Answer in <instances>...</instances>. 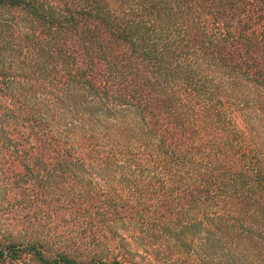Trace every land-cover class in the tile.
Here are the masks:
<instances>
[{"label":"trees","instance_id":"obj_1","mask_svg":"<svg viewBox=\"0 0 264 264\" xmlns=\"http://www.w3.org/2000/svg\"><path fill=\"white\" fill-rule=\"evenodd\" d=\"M0 190V264H264V0H0Z\"/></svg>","mask_w":264,"mask_h":264},{"label":"rangeland","instance_id":"obj_2","mask_svg":"<svg viewBox=\"0 0 264 264\" xmlns=\"http://www.w3.org/2000/svg\"><path fill=\"white\" fill-rule=\"evenodd\" d=\"M25 200H30L28 193L18 195L16 198L11 191L0 190V238L15 240L21 244H27L31 238L39 234L43 236L46 234L53 239L60 238V234L66 230L62 221L59 223L54 221L46 226L38 225L33 218L34 213H30V208L24 205L27 204ZM59 214L62 216L61 212ZM65 218L63 217V220ZM48 229L53 232L46 233Z\"/></svg>","mask_w":264,"mask_h":264}]
</instances>
